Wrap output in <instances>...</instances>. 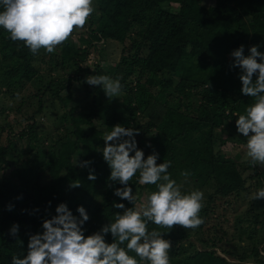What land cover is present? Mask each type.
<instances>
[{"label": "trees", "instance_id": "16d2710c", "mask_svg": "<svg viewBox=\"0 0 264 264\" xmlns=\"http://www.w3.org/2000/svg\"><path fill=\"white\" fill-rule=\"evenodd\" d=\"M94 7L97 13L78 39L72 36L52 54L42 48L33 55L0 28V95L21 96L17 110L25 106L26 119L33 121L17 134L11 130L0 146V170L23 160L0 183V264H11L13 255L22 258L29 234L42 232L43 220L62 202L77 216L78 206L86 208V235L122 211L114 202L134 206L114 196L111 170L100 152L105 134L117 124L139 129L136 139L145 158L156 151L158 164L172 162L168 172L182 192L201 190L207 196L197 229L149 223L150 231L170 232L165 235L172 242L170 264H264V199L253 198L264 188V169L240 154L214 152L216 141L222 146L214 130L232 135L235 120L252 103L240 92L230 54L241 45L245 55L253 45L264 52V0H96ZM107 43L123 47L118 61L107 55ZM40 54L48 56L45 72L33 64ZM96 74L119 78L122 95L108 98L99 86L85 83ZM47 110L58 111L54 125L61 133L41 139L37 119ZM24 139L26 149L18 144ZM83 161L92 163L81 168ZM90 169L98 177L94 182L87 179ZM185 171L187 178L181 176ZM138 177L130 181L134 194L156 190L140 185ZM70 181L81 187L70 189ZM253 222L261 227L248 230ZM17 223L18 238L8 234Z\"/></svg>", "mask_w": 264, "mask_h": 264}, {"label": "clouds", "instance_id": "9594fccd", "mask_svg": "<svg viewBox=\"0 0 264 264\" xmlns=\"http://www.w3.org/2000/svg\"><path fill=\"white\" fill-rule=\"evenodd\" d=\"M0 8V28L6 30L12 41L23 42L33 55L42 48L48 54L55 53L74 32L85 28L96 10L94 0H0ZM259 47L251 46L245 55V46L241 45L230 54V67L239 69L240 92L252 100L245 113L235 120L237 133L246 139L245 156L252 166L264 165V52ZM85 83L99 86L108 98L119 97L122 90L119 78L108 75H89ZM139 134L135 127L117 124L105 134L100 151L111 170L108 179L114 196L134 206L114 202L113 207L122 211L99 230L86 235L85 225L90 220L86 208L78 206L77 216L62 202L55 215L43 220L42 232L29 234L26 254L22 258L13 255L11 264H170L172 242L165 238L170 232L155 228L150 231L148 225L152 223L161 229L199 228L204 223L199 215L204 207V192H182V185L168 172L172 162L164 160L158 164L160 156L156 151L145 158V152L138 147ZM91 163L83 161L79 167L89 168ZM137 173L140 185L156 186L139 206L130 184ZM189 175L187 171L181 173L185 178ZM87 179H98L94 169L89 170ZM117 183L122 187H115ZM80 187L79 182L69 183L70 189ZM253 198L264 199V188L258 189ZM12 209L9 204L8 210ZM19 231V224H13L8 234L18 238ZM109 235L111 242L107 240Z\"/></svg>", "mask_w": 264, "mask_h": 264}, {"label": "rangeland", "instance_id": "374dc122", "mask_svg": "<svg viewBox=\"0 0 264 264\" xmlns=\"http://www.w3.org/2000/svg\"><path fill=\"white\" fill-rule=\"evenodd\" d=\"M95 1L96 0H94V2ZM208 4H210V2ZM176 7H177V5H176ZM95 13H97V11H95ZM85 28H87V25L85 26ZM80 32L82 33V30H77L76 32H74V34H73L74 40L78 39L79 35L81 34ZM127 44H129V42H127ZM106 46L107 47L105 48V51H106L107 55L109 56V58L111 60H117L118 61L121 58L123 47L116 44V43H107ZM93 55H95V53H93ZM45 56L46 55H44V54L38 55L35 58L34 63H33L34 66H36V68L38 70H41L42 72H45L48 68L47 64L44 62ZM46 58L48 59V56H46ZM88 62L90 63V60ZM35 90L36 89L34 88V91ZM121 95L122 94H120V96ZM119 97H116V98L118 99ZM24 98H25V93H24ZM12 99L13 98L9 94H6V92L2 93L0 95V146H6V144H7L6 138H7L8 134L11 130H13V134H17L19 131L23 130L24 128H27V126L32 124V122H33V121H29L26 119L27 109L25 106L22 108V111L17 110V106L19 103H21L22 97L19 96L15 100H12ZM50 102H51V100L48 99L49 104H50ZM54 105L57 106L56 103H54ZM57 115H58L57 110H56V113L53 111L47 110L46 115L41 114L38 116V119H37L39 122V127H38L39 133L38 134L41 137V139H43L45 136H48V135L54 136V135L61 133V131L59 129L60 125H58V124L56 126L54 125V122L56 120ZM214 131H216V134L219 135L218 139L222 140V142H220V144L222 146H217V141L215 143L216 145L214 147L215 148L214 152L217 156L220 154L219 153L220 149H222L224 152L226 151L227 153H229L233 156L240 154V155H242V158L247 161L246 156H245V153H246V147H245L246 142H245V140L246 139L242 136V134L237 133V129H235L233 134L230 136H229V133L226 132L225 129H223V128H222V130H219V133H217V128ZM196 135L197 134L194 133L192 135V137H196ZM47 143L48 142L45 143V146L48 147L49 145ZM18 144L20 145V148L26 149V146L28 144V140L24 139L22 141H19ZM242 145L245 148L242 147ZM10 159H12V158L9 157V160ZM22 161L23 160L12 161V162H10V166L1 169L0 170V183L2 182L4 177L11 176L14 168L17 165H20ZM261 166L264 169V165H261ZM251 172L253 173L254 171L251 170ZM244 175H248V174L245 173ZM263 179H264V176H263ZM14 180L16 181L17 178H15ZM249 183H250V181H249ZM185 189L192 190L193 188L189 187V188H185ZM149 193L150 192L147 189L136 191L135 195L137 196V206H139L142 203H145L147 201V196ZM97 195H98V201H99L101 199V194L97 193ZM206 199H207V196L204 197L203 202H206ZM247 206L248 205L243 207L242 210L243 209L246 210ZM254 223L255 222L250 223V224L244 223L243 225L245 226L247 224L248 230H252V229L258 230L261 226L254 224ZM232 231L243 236L242 230L234 229ZM236 264H241V263H239L237 261ZM248 264H257V263L249 262Z\"/></svg>", "mask_w": 264, "mask_h": 264}]
</instances>
